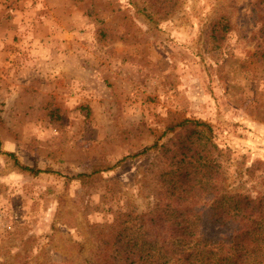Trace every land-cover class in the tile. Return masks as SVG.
<instances>
[{
  "label": "rangeland",
  "instance_id": "374dc122",
  "mask_svg": "<svg viewBox=\"0 0 264 264\" xmlns=\"http://www.w3.org/2000/svg\"><path fill=\"white\" fill-rule=\"evenodd\" d=\"M174 8L0 0V264H93L121 213L154 204L151 146L180 118L212 127L223 188L264 197V0Z\"/></svg>",
  "mask_w": 264,
  "mask_h": 264
},
{
  "label": "trees",
  "instance_id": "16d2710c",
  "mask_svg": "<svg viewBox=\"0 0 264 264\" xmlns=\"http://www.w3.org/2000/svg\"><path fill=\"white\" fill-rule=\"evenodd\" d=\"M148 1L171 8L169 15L178 0ZM209 25L221 39L230 27L226 17L217 15ZM166 134L170 139L151 146L157 153L152 169L160 187L154 204L148 211L121 213L103 234L93 264H103L104 251L105 264H264V197L222 187V150L212 127L203 120L180 118L166 127ZM4 155L20 172L47 173L20 163L12 152ZM98 172L94 165L90 173L72 179L84 184Z\"/></svg>",
  "mask_w": 264,
  "mask_h": 264
}]
</instances>
